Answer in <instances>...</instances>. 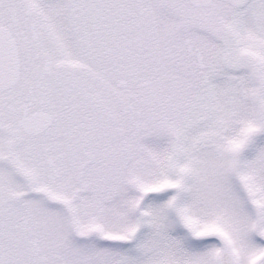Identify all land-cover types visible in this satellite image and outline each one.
I'll use <instances>...</instances> for the list:
<instances>
[{"label": "snow or ice", "instance_id": "1", "mask_svg": "<svg viewBox=\"0 0 264 264\" xmlns=\"http://www.w3.org/2000/svg\"><path fill=\"white\" fill-rule=\"evenodd\" d=\"M0 264H264V0H0Z\"/></svg>", "mask_w": 264, "mask_h": 264}]
</instances>
